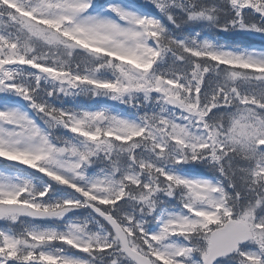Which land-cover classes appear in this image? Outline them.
I'll list each match as a JSON object with an SVG mask.
<instances>
[{
	"label": "snow or ice",
	"instance_id": "obj_1",
	"mask_svg": "<svg viewBox=\"0 0 264 264\" xmlns=\"http://www.w3.org/2000/svg\"><path fill=\"white\" fill-rule=\"evenodd\" d=\"M0 164V264H264V0H0Z\"/></svg>",
	"mask_w": 264,
	"mask_h": 264
},
{
	"label": "trees",
	"instance_id": "obj_2",
	"mask_svg": "<svg viewBox=\"0 0 264 264\" xmlns=\"http://www.w3.org/2000/svg\"><path fill=\"white\" fill-rule=\"evenodd\" d=\"M139 2H142V0H139ZM222 41L226 42H241L244 44H255L259 45L261 43L260 38H255V37H249V36H222L221 37Z\"/></svg>",
	"mask_w": 264,
	"mask_h": 264
},
{
	"label": "rangeland",
	"instance_id": "obj_3",
	"mask_svg": "<svg viewBox=\"0 0 264 264\" xmlns=\"http://www.w3.org/2000/svg\"><path fill=\"white\" fill-rule=\"evenodd\" d=\"M255 38H258V37H255Z\"/></svg>",
	"mask_w": 264,
	"mask_h": 264
}]
</instances>
